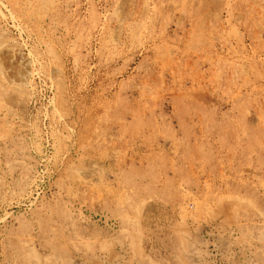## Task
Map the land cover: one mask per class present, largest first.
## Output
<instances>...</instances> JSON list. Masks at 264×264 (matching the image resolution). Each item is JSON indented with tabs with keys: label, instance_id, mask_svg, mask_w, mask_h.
<instances>
[{
	"label": "rangeland",
	"instance_id": "374dc122",
	"mask_svg": "<svg viewBox=\"0 0 264 264\" xmlns=\"http://www.w3.org/2000/svg\"><path fill=\"white\" fill-rule=\"evenodd\" d=\"M0 264H264V0H0Z\"/></svg>",
	"mask_w": 264,
	"mask_h": 264
}]
</instances>
